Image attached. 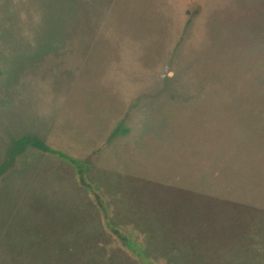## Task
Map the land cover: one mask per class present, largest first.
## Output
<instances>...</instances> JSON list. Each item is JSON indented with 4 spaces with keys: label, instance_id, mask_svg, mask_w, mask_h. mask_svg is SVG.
Listing matches in <instances>:
<instances>
[{
    "label": "rangeland",
    "instance_id": "obj_1",
    "mask_svg": "<svg viewBox=\"0 0 264 264\" xmlns=\"http://www.w3.org/2000/svg\"><path fill=\"white\" fill-rule=\"evenodd\" d=\"M22 139L0 264H264V0H0Z\"/></svg>",
    "mask_w": 264,
    "mask_h": 264
},
{
    "label": "trees",
    "instance_id": "obj_2",
    "mask_svg": "<svg viewBox=\"0 0 264 264\" xmlns=\"http://www.w3.org/2000/svg\"><path fill=\"white\" fill-rule=\"evenodd\" d=\"M25 144H26V139L15 141L11 144V146L8 148L6 152L4 163L0 166V175L6 170L7 163L14 158V155H17L19 152L22 151ZM35 147L45 152L48 151L47 148L43 146L41 143H36Z\"/></svg>",
    "mask_w": 264,
    "mask_h": 264
}]
</instances>
